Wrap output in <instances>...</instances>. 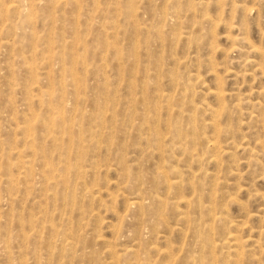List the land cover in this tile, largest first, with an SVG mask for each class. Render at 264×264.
<instances>
[{"label":"rangeland","instance_id":"1","mask_svg":"<svg viewBox=\"0 0 264 264\" xmlns=\"http://www.w3.org/2000/svg\"><path fill=\"white\" fill-rule=\"evenodd\" d=\"M0 264H264V0H0Z\"/></svg>","mask_w":264,"mask_h":264},{"label":"bare ground","instance_id":"2","mask_svg":"<svg viewBox=\"0 0 264 264\" xmlns=\"http://www.w3.org/2000/svg\"><path fill=\"white\" fill-rule=\"evenodd\" d=\"M128 2V1H127ZM132 3V2H131ZM10 5V4H9ZM8 8V7H7ZM239 10V8H238ZM171 15V14H170ZM172 21V20H171ZM188 22V21H187ZM206 28V27H205ZM206 30V29H205ZM170 36V35H169ZM244 44V43H243ZM219 83L222 82L221 79L218 78L217 80ZM217 96H218V99L219 98H222L223 97V94H221L220 92L217 93ZM48 113L50 115L49 118H47L46 121L44 120H39V125L42 129H45L47 131H54V129L58 128L59 127V119L62 117H64V114L61 110H57V111H50L48 110ZM66 129V128H64ZM150 129V127L148 128V130ZM67 131V129H66ZM152 131H153V134L155 137L153 138H156L157 136L155 135L156 134V129L155 128H152ZM173 131V130H172ZM86 133V132H85ZM193 133L191 136H190V141L191 143H200V138H199V133H194V132H191ZM227 133V132H225ZM175 135L179 138V139H183V140H187L188 139V134L187 133H184L182 130H179V129H175ZM75 139V138H74ZM154 140V139H153ZM40 147V146H39ZM41 148V147H40ZM242 151H248L250 153L251 156H255V153L252 152L251 150L247 149L245 146H242ZM43 149L41 148V151ZM43 152V151H42ZM190 154V152H189ZM27 162V161H26ZM70 169V167H69ZM165 172V171H164ZM163 171H157L156 172V180H150V184L151 185H158L159 188H163L165 187L168 191V194L171 195V196H174L175 197V201L174 202H168V201H161L160 199H156V208H155V212L157 214V216L159 215H165L169 210H174L175 212V209L178 208V206L181 204L183 205H187V206H190L192 207V212H194V210H201V211H204V214L206 215H209L210 213H212V211L214 210L215 207H212L210 205V203L214 204V201L216 198L214 196L216 192L215 191V188L214 187H211L208 186V196H209V202L207 206H202V202H203V199H202V193H203V189H204V185L198 180L196 181L197 184H195V182L193 181H189L187 182V184H183L182 181L180 179H178V176H176L177 178H175L176 180H173V181H170L171 179H169V177L164 173ZM112 175V174H111ZM148 181V180H147ZM134 182V181H133ZM149 185V184H148ZM186 190L188 191V193H191L192 198H185V193ZM215 198V199H214ZM216 205V204H215ZM129 206L133 209L134 207H138L140 208L141 210H143V208L145 207L144 205H140V203L138 202H130L129 203ZM233 206V205H232ZM147 211V210H146ZM178 210H176L177 212ZM198 211V212H199ZM200 213V212H199ZM215 213V212H214ZM213 213V214H214ZM179 221L181 220L182 222H186L187 224H190L192 225V228L195 227L196 225V218L194 217H188L187 214H182V212L180 211L179 213ZM205 215V216H206ZM211 214L208 216L210 217ZM249 216H253V214L249 215ZM131 217V216H130ZM202 218V216H201ZM208 219V218H207ZM214 219H216L217 221H219V217H214ZM222 219V218H221ZM151 221V220H150ZM201 221H206L204 218L201 219ZM199 222V220H198ZM197 222V223H198ZM222 222V221H221ZM152 223V222H151ZM200 224V223H199ZM129 225V224H128ZM129 231V230H128ZM125 232V231H124ZM208 232V231H207ZM221 232V231H220ZM149 233V232H148ZM209 233V232H208ZM224 233V232H223ZM207 234V233H206ZM222 234V232H221ZM209 236V234L207 235ZM209 237H206L205 238V242H210L211 240L208 239ZM235 240V239H234ZM128 252L130 253L129 256H133V258H135V261H139V255L137 253H134L132 252L131 250H128ZM126 254V253H125ZM143 256V255H142ZM124 260V259H123Z\"/></svg>","mask_w":264,"mask_h":264}]
</instances>
